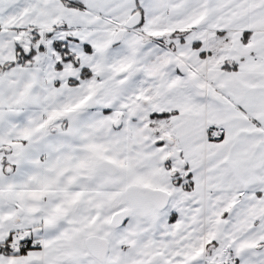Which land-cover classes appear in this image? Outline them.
<instances>
[{
  "label": "snow or ice",
  "instance_id": "snow-or-ice-1",
  "mask_svg": "<svg viewBox=\"0 0 264 264\" xmlns=\"http://www.w3.org/2000/svg\"><path fill=\"white\" fill-rule=\"evenodd\" d=\"M0 264H264V0H0Z\"/></svg>",
  "mask_w": 264,
  "mask_h": 264
}]
</instances>
